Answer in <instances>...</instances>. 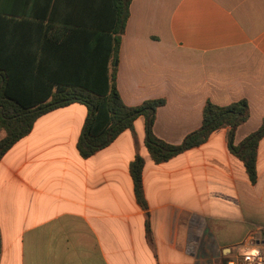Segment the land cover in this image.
<instances>
[{
	"label": "crops",
	"instance_id": "1",
	"mask_svg": "<svg viewBox=\"0 0 264 264\" xmlns=\"http://www.w3.org/2000/svg\"><path fill=\"white\" fill-rule=\"evenodd\" d=\"M116 2L1 0L18 19L68 29L59 62L50 64L64 70L89 67L95 41L85 29H108ZM91 37L101 52L105 36ZM115 66L127 106L165 99L152 132L168 144L199 128L206 100L246 99L238 145L264 115V0H130ZM88 114L78 103L51 110L0 158V264H230L249 232L264 236V136L251 185L225 129L154 164L139 116L82 158L76 142ZM136 154L145 208L128 171Z\"/></svg>",
	"mask_w": 264,
	"mask_h": 264
},
{
	"label": "trees",
	"instance_id": "2",
	"mask_svg": "<svg viewBox=\"0 0 264 264\" xmlns=\"http://www.w3.org/2000/svg\"><path fill=\"white\" fill-rule=\"evenodd\" d=\"M129 4L130 0H117L116 19L108 29H85L95 41L93 48L89 46V67L64 70L52 68L50 64L59 62L68 29L54 28V23L18 19L20 15L0 0V158L30 132L36 118L78 103L89 113L76 142L77 153L82 158L90 157L107 147L121 132L132 129L139 116L144 118V146L154 164L198 147L212 132L225 129L227 149L242 163L249 183L254 185L257 182V147L264 136V115L255 131L238 145L233 144L236 128L249 118L246 99L224 106L206 100L199 128L175 145L162 141L152 132L156 110L165 104V99H148L137 106H127L121 100L115 84V63ZM95 32L105 36L101 52L98 39L91 37ZM143 164L142 157L136 154L128 166L134 197L141 208L146 207L141 181ZM147 237L150 238L149 233Z\"/></svg>",
	"mask_w": 264,
	"mask_h": 264
},
{
	"label": "built area",
	"instance_id": "3",
	"mask_svg": "<svg viewBox=\"0 0 264 264\" xmlns=\"http://www.w3.org/2000/svg\"><path fill=\"white\" fill-rule=\"evenodd\" d=\"M230 264H264V236L257 230L249 232L233 247Z\"/></svg>",
	"mask_w": 264,
	"mask_h": 264
},
{
	"label": "rangeland",
	"instance_id": "4",
	"mask_svg": "<svg viewBox=\"0 0 264 264\" xmlns=\"http://www.w3.org/2000/svg\"><path fill=\"white\" fill-rule=\"evenodd\" d=\"M260 224H261L262 226H264V215H263V217L260 219Z\"/></svg>",
	"mask_w": 264,
	"mask_h": 264
}]
</instances>
